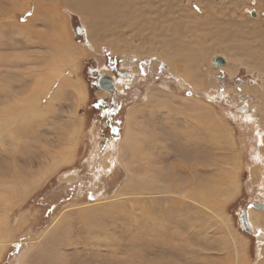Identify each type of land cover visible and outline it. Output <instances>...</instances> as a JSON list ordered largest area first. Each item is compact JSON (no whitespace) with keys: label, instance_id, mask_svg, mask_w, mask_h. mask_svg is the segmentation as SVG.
Instances as JSON below:
<instances>
[{"label":"rangeland","instance_id":"rangeland-1","mask_svg":"<svg viewBox=\"0 0 264 264\" xmlns=\"http://www.w3.org/2000/svg\"><path fill=\"white\" fill-rule=\"evenodd\" d=\"M83 1L86 11L63 0H0V107L31 97L34 72L58 51L68 59L49 119L17 126L15 148L0 133V182L13 168L20 175L16 193L0 186V219L10 211L11 226L0 264H264V237L242 231L232 212L260 211L254 229L264 236V209L250 205L264 203V0H110L97 23L92 0ZM183 46L194 58L179 57ZM99 73L126 84L110 96L95 85ZM72 114L73 159L52 167L41 150L57 148V126ZM186 148L200 201L185 177L174 181L185 198L159 190ZM149 153L162 169L146 168Z\"/></svg>","mask_w":264,"mask_h":264},{"label":"bare ground","instance_id":"bare-ground-1","mask_svg":"<svg viewBox=\"0 0 264 264\" xmlns=\"http://www.w3.org/2000/svg\"><path fill=\"white\" fill-rule=\"evenodd\" d=\"M105 1L106 2H103V0H92V4L90 3L92 5V7L88 8L89 11L87 9V11H88L87 13H89V15L92 17V22H94L93 20L97 19V13L103 11L105 9V4L107 5V3H109L108 1H110V0H105ZM63 4L69 6L71 9L76 10V11L77 10H85V8H87V5H89V4L85 3L83 0H63ZM102 5H104V6H102ZM99 6L102 8V10L100 9ZM100 15H102V14H100ZM96 21L97 20H95V23H97ZM90 24H91V22H90ZM51 46H53V48L55 49L58 47V44L56 42H51ZM160 52L163 53L164 51H160ZM177 53H179V57L183 58L184 60H186L187 58H194V56L191 54L189 46H183L182 50L179 48ZM66 54L67 53H65V51L63 49L58 51L56 54L57 56L55 57L54 61H51V64L48 67L46 64V67L44 69L42 68L43 70H41V72L39 69L36 70L39 72H34V83L32 86V88L34 89V94L31 97H29L27 94V95L21 96L19 98H14L9 103L0 107V133H1V135H5V136H8L10 138L11 146L13 148L20 145L18 138H12L13 130H16L17 126L20 129H23L24 128L23 125L26 122H29L33 119H36V118L37 119L38 118L49 119L50 115H48V113L50 111V108L53 105V102L55 100V96L63 90V87L61 85H58V83L61 80H64V81L66 80V78L63 76V73H62V69H63L62 64H64V62H67V60H68L66 57ZM73 59L74 58H72V61H73ZM70 66L73 70L78 69V64L77 65L72 64ZM183 70H184V72H186L188 70L187 66L183 65ZM71 72H73V71H71ZM71 82H73V83L75 82L74 85H72V88H73V91L75 94L74 96L76 98H79V99L82 98L83 88L79 82V79L77 78V79H74L73 81L71 80ZM124 84H126L125 78L124 79L118 78V79L114 80V87L118 90H119V87L123 86ZM50 88L54 89V91L52 92L51 95L49 93ZM59 96L60 95H58L56 99H58ZM43 97H46L47 101L45 103H43ZM79 123H80V120L75 122L74 114H72L70 117H68L67 120L62 121V123H60L57 126V129L60 131V136L58 138L57 148L49 151L45 147L41 150L42 156H45L44 159L45 158L52 159L51 160L52 167H54V166L56 167V166L63 164V163H68L73 159L74 151H75V147H76V142H77V138H78L77 136L79 135V132L77 129ZM10 124H12V126H13L12 130L8 129V125H10ZM18 124H20V125H18ZM217 128L219 130L224 131L223 133L228 138H230V139L232 138L231 132L229 129H227V126H224L225 130L223 129L222 124H220ZM79 129L81 130V125H80ZM185 136H187L185 138L186 140H191V138L189 137L190 136L189 132H187V134ZM0 137L3 139V136H0ZM188 149L189 148H186L183 152H179L182 156V159L177 158V161L179 162V164L178 165H175V164L172 165V168H174V169H177L178 167H179L178 169H181L180 175H176V172L174 169L169 170L168 172L165 171L164 172L165 174H161L160 180L162 179V177H165L166 180L169 179V181L167 180L169 183L160 184L159 190L163 191V192L167 191L169 194H172V196H173V194L174 195L177 194V195L183 196L185 198V193L183 191L182 185L174 182L176 180V178H179L180 176L183 177L181 179H184V177H185L186 178L185 180H187V184H188V186H187V190H189L188 192L195 189L192 191V194H194L193 197L194 198L198 197V200H196V201H200V199H201V188L200 189L195 188V186L190 182L192 180L191 179V173L193 171L192 170L193 164L189 163L191 160L190 154L192 153V151L190 153L189 152L190 150H188ZM173 151H175V150H173ZM151 156H152L151 153H149L148 158H147V162L145 165L146 168L149 169V171H150L151 167H155V165H157V164L154 165V163H157V160L158 161H159V159H161L160 161L163 160V158L160 157L158 153L155 154L156 159H154L155 157L151 158ZM181 156H179V157L181 158ZM31 162H32V160H31ZM161 163L164 164V162H161ZM158 165H159V163H158ZM160 167L162 169V166H160ZM12 170L13 171L11 173V177L8 178L7 181H1L0 186L1 187H11V189H10L11 192L16 193L17 191L14 190L13 188H16L15 187L16 183L18 181H20V175H19L18 170L16 168H13ZM127 177H129V179L132 178L130 172H129V175ZM194 177H195V174H194ZM149 181L155 182V181H157V179L154 178V175H149ZM204 189H206V186H204ZM188 192H186V194ZM6 196H7L6 193H3L0 191V204L2 202V198L6 197ZM172 199L175 201L174 197ZM205 208L208 211L212 210L210 206H205ZM260 209H262V208H260ZM9 212H7L6 209L3 208V215L5 216L4 219H5L6 223L4 225H2V221L0 219V248L3 247V245L6 241L7 242L11 241V228H10L11 226L9 227V224L7 223V217H8ZM247 216H248L247 217L248 222L251 225L250 227L254 231V236H256L258 238L264 237V236H262V233H261L262 230L259 231L260 230L259 229L258 231H256L254 229L255 228L254 226L259 224L260 221H262L263 214L260 211H257V212L250 211L249 214L247 213ZM166 218H167V216H166ZM158 228H160V227H158ZM242 264H248L247 259L245 257L242 260Z\"/></svg>","mask_w":264,"mask_h":264},{"label":"water","instance_id":"water-1","mask_svg":"<svg viewBox=\"0 0 264 264\" xmlns=\"http://www.w3.org/2000/svg\"><path fill=\"white\" fill-rule=\"evenodd\" d=\"M252 15H255V12H252ZM82 30L81 27L76 26V33H80ZM214 64L217 66L219 64H224L225 63V59L222 56H215L214 59ZM252 82V79L249 80V83ZM97 84L99 89L106 91L108 93H111L113 91H115L114 88V78L111 75H108L107 73H99L97 76ZM251 206L254 208H262L264 209V203L261 202H251ZM247 211L242 210L241 212V223H242V227L245 231H247L248 233H253L252 228L250 227L249 223H248V218H247ZM258 238V237H256ZM17 242H13V245H17Z\"/></svg>","mask_w":264,"mask_h":264},{"label":"flooded vegetation","instance_id":"flooded-vegetation-1","mask_svg":"<svg viewBox=\"0 0 264 264\" xmlns=\"http://www.w3.org/2000/svg\"><path fill=\"white\" fill-rule=\"evenodd\" d=\"M113 70V69H112ZM97 77V76H96ZM113 78H114V80L115 79H118L119 77H117L116 78V76H112ZM124 77H126V76H124ZM95 85H96V87H97V89L98 90H101V89H99V87H98V84H97V78H96V81H95ZM101 91H103V90H101ZM103 92H105V91H103ZM117 92L116 91H113V92H111V93H108L110 96H114L115 94H116ZM261 203H263V202H261ZM250 205H251V202H250ZM239 210V212H238V223H239V226H240V228L242 229V231H244V232H246V233H248L247 231H245L244 229H243V227H242V223H241V212H242V210H247V208H241V209H239V208H237V207H235L234 208V211H232V212H237ZM249 223V222H248ZM250 225V224H249ZM251 226V225H250ZM253 230V229H252ZM249 235H252L253 237H254V234L253 233H248Z\"/></svg>","mask_w":264,"mask_h":264}]
</instances>
